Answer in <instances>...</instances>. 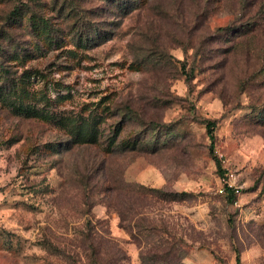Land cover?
<instances>
[{
    "label": "rangeland",
    "instance_id": "rangeland-1",
    "mask_svg": "<svg viewBox=\"0 0 264 264\" xmlns=\"http://www.w3.org/2000/svg\"><path fill=\"white\" fill-rule=\"evenodd\" d=\"M0 66V264H264V0H0Z\"/></svg>",
    "mask_w": 264,
    "mask_h": 264
},
{
    "label": "trees",
    "instance_id": "trees-1",
    "mask_svg": "<svg viewBox=\"0 0 264 264\" xmlns=\"http://www.w3.org/2000/svg\"><path fill=\"white\" fill-rule=\"evenodd\" d=\"M16 11V10H15ZM14 15V12L12 13ZM76 15V14H74ZM38 19L41 18V17H38L36 16ZM87 40V36H80L77 38V42H80L82 43V41H86ZM0 72H3V73H7V70H4L1 66H0ZM44 108L41 106L40 108H36L35 107V117L36 116H42V115H39V113H41V111L43 110ZM25 112H27V109H25ZM205 127H206V131H207V135H208V138L210 140V144H209V149H210V152L213 153V142H214V134H213V127H214V122L213 121H210V120H205ZM83 128V127H82ZM80 128V129H82ZM69 130V141L71 143H87V144H95L97 143L96 142V131L94 130H91V131H87L86 134H82L80 132L77 133V138L74 136V133L75 130L72 126H70V128L68 129ZM114 133H115V129L113 130V135L112 137H110V140L108 141V145L109 146H113V144H115V138H114ZM215 156V155H214ZM215 160H216V165H217V168H218V171L219 173L222 175L224 173V170L221 168V164L220 162L217 160V157L215 156L214 157ZM177 193H174L173 196L175 195L176 196ZM182 195L185 194V193H181ZM167 195H171V194H167ZM227 199L229 201H233L234 199V194L233 192L230 190V189H227Z\"/></svg>",
    "mask_w": 264,
    "mask_h": 264
},
{
    "label": "built area",
    "instance_id": "built-area-1",
    "mask_svg": "<svg viewBox=\"0 0 264 264\" xmlns=\"http://www.w3.org/2000/svg\"><path fill=\"white\" fill-rule=\"evenodd\" d=\"M227 189H230L233 192V202L237 203L236 198L240 194L241 186L236 183V177L231 171H227L226 173H224V176L220 178V187L218 188V192L227 194Z\"/></svg>",
    "mask_w": 264,
    "mask_h": 264
}]
</instances>
